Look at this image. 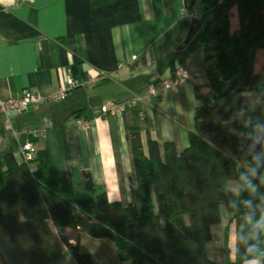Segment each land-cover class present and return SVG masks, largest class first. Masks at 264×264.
<instances>
[{
	"label": "crops",
	"instance_id": "obj_1",
	"mask_svg": "<svg viewBox=\"0 0 264 264\" xmlns=\"http://www.w3.org/2000/svg\"><path fill=\"white\" fill-rule=\"evenodd\" d=\"M208 13L200 0L0 2V99L27 88L45 97L26 111L0 116V154L11 151L20 160L26 142L33 151L46 148L52 175L70 179L80 194L90 186L123 205L131 199L138 203L130 129H139L145 154L148 136L161 154L165 142L177 152L188 146L195 109L202 102L194 90L207 95L199 40ZM192 18L199 20V30L179 49ZM236 21L234 16L233 27ZM179 66L187 76L161 88L160 82L173 77ZM254 71L262 77L254 90L242 93L237 122L250 126L264 143V50L256 52ZM67 76L78 85L65 99H54ZM88 78L95 80L93 86L86 85ZM151 84L157 87L155 95L147 94ZM133 97L140 98L136 105L120 113L96 111L107 101L124 103ZM234 187L230 182L229 188ZM219 214L205 243L206 255L217 264H236L234 219L224 205ZM66 232L69 240H80L76 230ZM262 252L264 244L257 255L264 264Z\"/></svg>",
	"mask_w": 264,
	"mask_h": 264
},
{
	"label": "trees",
	"instance_id": "obj_2",
	"mask_svg": "<svg viewBox=\"0 0 264 264\" xmlns=\"http://www.w3.org/2000/svg\"><path fill=\"white\" fill-rule=\"evenodd\" d=\"M200 5L209 12L199 40L207 95L194 90L202 102L188 146L177 152L165 142L161 154L148 136L145 154L139 129L132 127L138 203L126 205L90 186L80 194L70 179L54 177L46 148L29 160H17L11 151L0 154V264H99L79 251L78 239L69 241L67 229L111 239L121 262L217 264L207 257L205 243L220 220V205L235 222L234 263L258 255L264 244V230L256 226L264 217V143L250 126L238 124L237 115L242 93L262 77L254 63L257 50H264V0Z\"/></svg>",
	"mask_w": 264,
	"mask_h": 264
},
{
	"label": "built area",
	"instance_id": "obj_3",
	"mask_svg": "<svg viewBox=\"0 0 264 264\" xmlns=\"http://www.w3.org/2000/svg\"><path fill=\"white\" fill-rule=\"evenodd\" d=\"M121 68V65L119 66ZM187 76V72L184 67L179 66L174 71V75L171 78L165 79L160 82L161 88H167L176 84L180 79ZM87 86H93L95 80L88 78L86 81ZM78 85L77 81L67 76L65 78L64 84L53 94V98L57 100H63L66 98L67 94L72 91ZM157 92V87L155 84H151L147 89L148 95H155ZM45 97L40 94L36 89L27 88L23 90L19 95L10 97L7 99H0V116L6 117L10 112H23L31 107L41 104L44 101ZM139 97H133L127 100L124 103H118L113 100L107 101L99 106L96 111L100 112L102 115H107L109 113H120L127 106L133 107L136 105V101L139 100ZM144 114L140 112V117H143ZM79 123L86 124L84 121L78 120ZM21 159L29 160L33 156V149L29 142H26L21 147Z\"/></svg>",
	"mask_w": 264,
	"mask_h": 264
},
{
	"label": "rangeland",
	"instance_id": "obj_4",
	"mask_svg": "<svg viewBox=\"0 0 264 264\" xmlns=\"http://www.w3.org/2000/svg\"><path fill=\"white\" fill-rule=\"evenodd\" d=\"M76 240L69 241L75 243ZM78 248L81 253H91L99 264H130L117 259L114 242L109 238H93L82 233Z\"/></svg>",
	"mask_w": 264,
	"mask_h": 264
},
{
	"label": "water",
	"instance_id": "obj_5",
	"mask_svg": "<svg viewBox=\"0 0 264 264\" xmlns=\"http://www.w3.org/2000/svg\"><path fill=\"white\" fill-rule=\"evenodd\" d=\"M200 24L199 20L197 18H192L187 30V33L185 35L184 40L180 43L178 46L179 49L186 46V44L191 40V38L196 34V32L199 30Z\"/></svg>",
	"mask_w": 264,
	"mask_h": 264
},
{
	"label": "clouds",
	"instance_id": "obj_6",
	"mask_svg": "<svg viewBox=\"0 0 264 264\" xmlns=\"http://www.w3.org/2000/svg\"><path fill=\"white\" fill-rule=\"evenodd\" d=\"M242 179H245V177L242 176ZM249 187L252 188L253 191L255 190L254 187L251 184H249ZM256 226L257 227H264V217H261L260 221L257 222ZM253 247L254 246H252V247H250L248 249L250 254L253 251ZM260 256H264V252L260 253ZM246 264H261V260H260V258L257 255L252 254L251 258L246 261Z\"/></svg>",
	"mask_w": 264,
	"mask_h": 264
},
{
	"label": "snow or ice",
	"instance_id": "obj_7",
	"mask_svg": "<svg viewBox=\"0 0 264 264\" xmlns=\"http://www.w3.org/2000/svg\"><path fill=\"white\" fill-rule=\"evenodd\" d=\"M0 2H3V0H0ZM8 3H11V0H7Z\"/></svg>",
	"mask_w": 264,
	"mask_h": 264
}]
</instances>
